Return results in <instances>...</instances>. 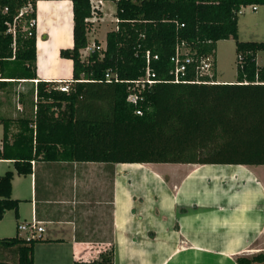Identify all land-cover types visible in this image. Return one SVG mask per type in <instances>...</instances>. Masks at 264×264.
<instances>
[{
    "label": "trees",
    "instance_id": "trees-1",
    "mask_svg": "<svg viewBox=\"0 0 264 264\" xmlns=\"http://www.w3.org/2000/svg\"><path fill=\"white\" fill-rule=\"evenodd\" d=\"M70 1L73 45L59 56L72 62L73 83L68 92H61L53 83L38 80L30 117L0 115V160L11 161L18 175H29L37 160L264 165V70L256 64L264 41L237 37L239 9L264 5V0H114L117 30L106 33L103 50L85 59L80 50L87 46L89 0ZM27 4L33 11L17 19ZM34 6L35 0H0L1 93L15 83L37 79L35 26L30 35L21 29L35 20ZM15 19L13 38L7 27ZM228 39L235 46V82H172L171 57L177 43L183 42L198 57L214 56L216 42ZM147 50L157 56L151 70L158 82L131 104L126 100L130 83L144 75ZM107 72L110 80H105ZM17 96L23 104L22 94ZM12 177V171L0 176V220L6 211L17 215ZM38 240L18 234L0 238V264H33ZM236 263L264 264V251L239 256ZM98 264H113L111 253L101 254Z\"/></svg>",
    "mask_w": 264,
    "mask_h": 264
},
{
    "label": "crops",
    "instance_id": "crops-1",
    "mask_svg": "<svg viewBox=\"0 0 264 264\" xmlns=\"http://www.w3.org/2000/svg\"><path fill=\"white\" fill-rule=\"evenodd\" d=\"M34 11L33 85L72 80V62L59 56L73 45L71 1L35 0ZM240 25L238 19V40L248 41ZM86 34L87 45L97 42L93 32ZM98 41L104 46L105 37ZM214 59V79L222 83L215 51ZM2 133L0 125V149ZM126 165L145 168L146 175ZM161 165L179 170L169 175ZM31 166L29 175H18L11 161L0 160V176L13 172L11 198L19 201L17 215L6 211L0 220V238H25L17 226L34 218L43 231L33 264H98L110 253L113 264H237L239 256L264 251V165L37 160Z\"/></svg>",
    "mask_w": 264,
    "mask_h": 264
},
{
    "label": "built area",
    "instance_id": "built-area-1",
    "mask_svg": "<svg viewBox=\"0 0 264 264\" xmlns=\"http://www.w3.org/2000/svg\"><path fill=\"white\" fill-rule=\"evenodd\" d=\"M90 5V15L88 18L85 19V22L88 24L87 26V33L92 32L93 30V23L101 20V8L103 6L102 0H89ZM246 7V6H245ZM241 7L237 14H242L244 12V8ZM254 10L255 7L252 6ZM6 10V9H5ZM33 11L31 4H27L25 7L19 10L17 19L20 18L23 14H29ZM110 15V14H109ZM111 16V15H110ZM16 19L13 20L11 24H8L7 32L15 37V24ZM115 27L114 30H117V22L118 19L115 16V12L112 15L111 20ZM35 26V20L30 19L27 23L22 26V30L27 31L28 35L31 34L30 29ZM104 46L100 45L99 43L95 44L94 42L90 45H87L85 49L80 50V57L81 59H85L89 53L93 51H100L103 50ZM195 53L192 52L183 42L177 43L174 48V54L171 57L172 62V70L170 74L172 76L173 83H190V84H216L217 82L214 79V68H215V59L212 54L203 55V56H196ZM157 56L152 55L150 51H145L144 53V75L140 78L132 81L130 84V91L126 100L131 104H136L138 100V95L141 92L154 85L158 81L156 80L155 73L151 70V62L152 60H156ZM192 72L191 77H187L188 72ZM105 80H110L111 74L107 72L105 74ZM114 82H117V77L114 76ZM59 86L56 88L61 92H68L70 86L72 85L73 81H58L56 82ZM139 114V112H137ZM18 232L25 233L26 240L29 239H38L37 234L43 231V228L38 226L37 222L34 218L31 221L26 223L18 224L17 226Z\"/></svg>",
    "mask_w": 264,
    "mask_h": 264
},
{
    "label": "rangeland",
    "instance_id": "rangeland-1",
    "mask_svg": "<svg viewBox=\"0 0 264 264\" xmlns=\"http://www.w3.org/2000/svg\"><path fill=\"white\" fill-rule=\"evenodd\" d=\"M103 7L102 13L100 14L104 16V20L97 21L93 23V35H97L98 39H95L99 43L98 40H103L106 33L114 30V23L111 21L112 17H108L114 14L115 11V3L114 0H102ZM256 11H252V6H246L244 8L243 14L238 15V19L241 22V30L240 37L249 39L248 41H264V5H256L254 6ZM33 9V6H32ZM244 21V22H243ZM93 38L89 37V42H92ZM247 41V40H245ZM215 48V58H216V74L219 80L222 83H231L236 80V53L235 46L233 40H222L216 42ZM257 63L264 67V53L259 52L257 55ZM54 88H57L59 84L53 83ZM22 94V103L18 100V94ZM34 101V85L33 83H15L11 90L8 93L0 92V115L4 117L17 118L24 117L28 118L32 114V102ZM131 170L139 171V176L142 177L146 175L145 168L139 169L138 166L126 165ZM160 171H169V175L176 174V166H167L161 165ZM179 169H177L178 171ZM211 170L210 173H220L218 170ZM134 173V172H132ZM158 190L161 193V189L155 188V191ZM108 249V248H107Z\"/></svg>",
    "mask_w": 264,
    "mask_h": 264
}]
</instances>
